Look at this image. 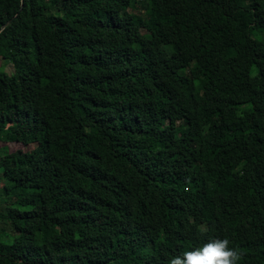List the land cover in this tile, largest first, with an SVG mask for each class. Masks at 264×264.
Wrapping results in <instances>:
<instances>
[{
  "label": "trees",
  "instance_id": "trees-1",
  "mask_svg": "<svg viewBox=\"0 0 264 264\" xmlns=\"http://www.w3.org/2000/svg\"><path fill=\"white\" fill-rule=\"evenodd\" d=\"M0 60V264H264V0H0Z\"/></svg>",
  "mask_w": 264,
  "mask_h": 264
},
{
  "label": "clouds",
  "instance_id": "clouds-1",
  "mask_svg": "<svg viewBox=\"0 0 264 264\" xmlns=\"http://www.w3.org/2000/svg\"><path fill=\"white\" fill-rule=\"evenodd\" d=\"M229 245L227 238L212 239L201 247L171 258L168 264H239L242 253Z\"/></svg>",
  "mask_w": 264,
  "mask_h": 264
},
{
  "label": "rangeland",
  "instance_id": "rangeland-1",
  "mask_svg": "<svg viewBox=\"0 0 264 264\" xmlns=\"http://www.w3.org/2000/svg\"><path fill=\"white\" fill-rule=\"evenodd\" d=\"M0 66L3 67V61H2V60H0ZM3 70H5V71H9L10 68L6 66V67H4ZM2 145H3V144L0 143V149H1ZM8 147H9V150H10V151H14V150H16V149H21V145H16V144H15V145H8Z\"/></svg>",
  "mask_w": 264,
  "mask_h": 264
},
{
  "label": "water",
  "instance_id": "water-1",
  "mask_svg": "<svg viewBox=\"0 0 264 264\" xmlns=\"http://www.w3.org/2000/svg\"><path fill=\"white\" fill-rule=\"evenodd\" d=\"M14 18H15V17H14ZM14 18H13V19H11V20H9L7 23H5V24L3 25V27H2V29H3V28H5L7 25H10V24H12V22H13ZM2 29H1V30H2Z\"/></svg>",
  "mask_w": 264,
  "mask_h": 264
}]
</instances>
